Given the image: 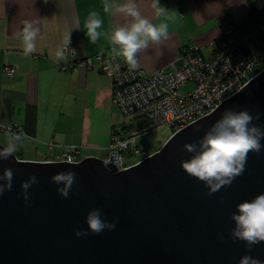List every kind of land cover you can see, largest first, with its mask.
Returning a JSON list of instances; mask_svg holds the SVG:
<instances>
[{
    "label": "water",
    "instance_id": "water-1",
    "mask_svg": "<svg viewBox=\"0 0 264 264\" xmlns=\"http://www.w3.org/2000/svg\"><path fill=\"white\" fill-rule=\"evenodd\" d=\"M226 109L259 114L254 123L264 129V72L126 170L114 166L116 153L107 165L97 158L71 165L15 155L0 161V175L6 168L14 172L13 190L0 196V264H238L243 255L264 261V243L247 252L229 237L236 205L264 193V149L249 153L244 173L211 195L180 168L191 156L182 146L201 139ZM63 171L77 177L67 199L50 182ZM30 175L39 183L29 189L26 204L20 184ZM95 208L116 221L115 229L76 237L75 231H87L85 216Z\"/></svg>",
    "mask_w": 264,
    "mask_h": 264
},
{
    "label": "crops",
    "instance_id": "crops-1",
    "mask_svg": "<svg viewBox=\"0 0 264 264\" xmlns=\"http://www.w3.org/2000/svg\"><path fill=\"white\" fill-rule=\"evenodd\" d=\"M137 3L146 18L159 22L151 0ZM159 4L181 17L170 24L168 40L138 54L136 69L148 75L169 67L190 45L198 46L203 57H213L211 43L230 25L240 26L249 11L247 0H159ZM102 6L103 0H0V123L17 124L27 137L23 144L33 150L31 158L17 159L57 161L62 147L69 145L80 148L81 159H98V153L108 152L112 131L126 125L117 126L111 80L97 67H71L74 61L112 53L107 39L102 36L91 44L83 29L91 11L101 15L102 32L127 23L122 15L103 13ZM78 20L80 28H75ZM24 21L39 28L37 50L27 57L20 37ZM70 29L76 58L57 63L54 52ZM5 68L14 70L12 78L4 77ZM0 136L7 137L1 132ZM49 141L59 147L49 148Z\"/></svg>",
    "mask_w": 264,
    "mask_h": 264
},
{
    "label": "clouds",
    "instance_id": "clouds-1",
    "mask_svg": "<svg viewBox=\"0 0 264 264\" xmlns=\"http://www.w3.org/2000/svg\"><path fill=\"white\" fill-rule=\"evenodd\" d=\"M151 7L158 23H153L142 14L137 0H124L123 3L103 0V13L110 16L122 15L127 18V23L113 24L110 32H102L104 21L101 15L97 11H91L83 20L85 35L91 44H95L103 36L111 45L113 57L121 58L129 70L134 71L139 65L138 54L148 49L150 45H158L168 40L170 24L181 17L176 11L161 6L159 0H151ZM79 23L78 20L75 28H80ZM71 30L65 34L62 44L54 52L57 63L76 58V50L70 47ZM38 35L39 28L36 24L24 21L20 37L23 54L26 57L36 52ZM258 119L259 114L253 115L247 109L240 111L226 109L201 139L182 146L181 150L191 156L181 161L180 168L189 177L202 182L208 190L207 195L230 186L244 173L249 153L259 154L264 149V145L261 144L264 140V129L254 123ZM26 138L22 131L9 133L6 145L0 147V161L13 158ZM173 138L169 137L165 143ZM72 163V159L69 158L68 164ZM76 179L74 172L63 171L53 175L50 182L58 186L57 194L67 199ZM13 180V169H4L0 175V196L13 190ZM38 183L35 175H30L26 181L21 182V198L26 204L30 200L29 189ZM230 220L234 224L229 233L230 239L242 241L247 252H251L255 245L264 243V193L236 205ZM85 223L87 231L82 229L75 231L76 237H86L89 232L99 235L116 227V221L108 222L103 218L100 208L88 211ZM238 264H264V261L251 255H243Z\"/></svg>",
    "mask_w": 264,
    "mask_h": 264
},
{
    "label": "built area",
    "instance_id": "built-area-1",
    "mask_svg": "<svg viewBox=\"0 0 264 264\" xmlns=\"http://www.w3.org/2000/svg\"><path fill=\"white\" fill-rule=\"evenodd\" d=\"M239 26L230 25L211 47L214 56L205 58L196 45L183 49L169 67L153 74L142 70H129L119 57L112 53H100L91 58L77 60L71 64L87 69L97 67L99 72L109 78L113 85L112 103L124 118L142 117L151 122L152 129L167 127L172 134L209 116L222 101L235 96L250 81L264 72V45L255 48L251 44L254 35L240 40ZM240 45V43H239ZM4 77L12 78L14 70L5 68ZM189 87L188 90L182 89ZM15 123H0V132L4 136L20 132ZM23 132V131H22ZM137 136L121 137L111 135L108 155L102 159L105 165L111 162L110 153H116L112 161L119 170L136 166L154 153H149L137 144ZM49 148L59 145L48 142ZM57 161L72 164L82 161L80 148L75 145L62 147ZM126 156L128 159L126 160Z\"/></svg>",
    "mask_w": 264,
    "mask_h": 264
},
{
    "label": "trees",
    "instance_id": "trees-1",
    "mask_svg": "<svg viewBox=\"0 0 264 264\" xmlns=\"http://www.w3.org/2000/svg\"><path fill=\"white\" fill-rule=\"evenodd\" d=\"M247 4L249 11L239 26L238 47L240 48L241 46L240 40L252 34L254 35L253 40H251L252 46L260 49L264 45V0H247ZM242 49L243 51L248 50L247 47ZM132 121L133 123L121 125L120 129H114L112 135L121 137L137 136L135 132H140V134L144 133L142 130L147 126H151V122L142 117H135Z\"/></svg>",
    "mask_w": 264,
    "mask_h": 264
},
{
    "label": "rangeland",
    "instance_id": "rangeland-1",
    "mask_svg": "<svg viewBox=\"0 0 264 264\" xmlns=\"http://www.w3.org/2000/svg\"><path fill=\"white\" fill-rule=\"evenodd\" d=\"M188 89L189 87H186L182 90L186 91ZM116 111H114V113L116 115L115 118H117V126L119 124L121 125V124L133 123V121L131 122V120H133L134 118H124L120 115L119 111L118 112ZM142 132L144 133L140 134V132H135L136 135H139L137 139V144L140 148L145 149L149 153H154L156 151H159L163 147L165 141H167V139L172 135V131L167 127L152 129V126H147L144 130H142ZM7 140H8V136L7 137L0 136V145L5 146ZM21 152H23L22 155ZM32 152H33L32 148L30 149L29 147H27L25 144L22 143L20 145L19 151L14 155L16 156V158H31L33 154ZM107 155L108 152L105 153L101 152L97 154V156L100 159L101 158L105 159ZM127 159L128 156H126V160Z\"/></svg>",
    "mask_w": 264,
    "mask_h": 264
}]
</instances>
